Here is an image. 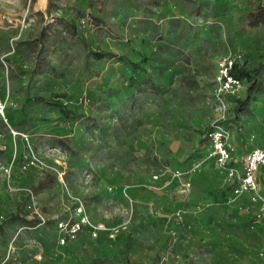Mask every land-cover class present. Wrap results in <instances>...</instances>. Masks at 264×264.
<instances>
[{
    "label": "rangeland",
    "instance_id": "obj_1",
    "mask_svg": "<svg viewBox=\"0 0 264 264\" xmlns=\"http://www.w3.org/2000/svg\"><path fill=\"white\" fill-rule=\"evenodd\" d=\"M0 106V264H264L207 136L264 149V0H0ZM78 206L105 228L62 244Z\"/></svg>",
    "mask_w": 264,
    "mask_h": 264
},
{
    "label": "built area",
    "instance_id": "obj_2",
    "mask_svg": "<svg viewBox=\"0 0 264 264\" xmlns=\"http://www.w3.org/2000/svg\"><path fill=\"white\" fill-rule=\"evenodd\" d=\"M236 62L235 57H224L218 65V73L216 81L218 83V94L227 92L234 94L243 85V80L231 74V69ZM2 107L0 106V109ZM2 111V109H1ZM211 151L215 162L220 168L225 170L227 181L231 182V191L233 195L239 197L244 193L251 195V200L259 204L257 218L261 219L264 214V199L258 192L257 174L259 168L264 165V149L255 148L246 151L241 159V167L233 165L235 160L232 158V146L228 141V133L220 126H215L207 134ZM38 162L35 156H28L23 162L22 167L26 168ZM77 213L80 216L73 222L59 221L57 228L63 233L60 242L65 243L66 240L75 237L76 233L87 224L90 226L92 236H97L98 232L105 228L103 224H92L84 216L82 207L78 206Z\"/></svg>",
    "mask_w": 264,
    "mask_h": 264
},
{
    "label": "trees",
    "instance_id": "obj_3",
    "mask_svg": "<svg viewBox=\"0 0 264 264\" xmlns=\"http://www.w3.org/2000/svg\"><path fill=\"white\" fill-rule=\"evenodd\" d=\"M94 55L97 56L98 58L103 56V54L99 52H94ZM230 72L235 77L242 79L243 82H247L248 93H250L255 89V85L257 82L256 77L253 76L252 78H249L247 80L249 73L245 72V70L240 65H238V61L235 62ZM62 114L63 116H67V117L71 115L70 111H66V110H62Z\"/></svg>",
    "mask_w": 264,
    "mask_h": 264
},
{
    "label": "crops",
    "instance_id": "obj_4",
    "mask_svg": "<svg viewBox=\"0 0 264 264\" xmlns=\"http://www.w3.org/2000/svg\"><path fill=\"white\" fill-rule=\"evenodd\" d=\"M239 167H241V163L239 162ZM261 168V167H260ZM244 195V194H243ZM245 195H246V193H245ZM258 204V203H257Z\"/></svg>",
    "mask_w": 264,
    "mask_h": 264
}]
</instances>
